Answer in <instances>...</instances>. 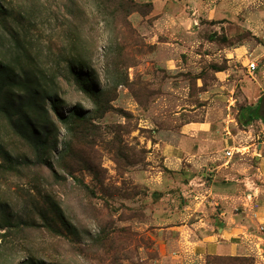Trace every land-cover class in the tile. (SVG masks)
I'll return each instance as SVG.
<instances>
[{
    "label": "rangeland",
    "instance_id": "1",
    "mask_svg": "<svg viewBox=\"0 0 264 264\" xmlns=\"http://www.w3.org/2000/svg\"><path fill=\"white\" fill-rule=\"evenodd\" d=\"M78 1L86 6V14L70 19L65 0H37L38 17L52 25L31 34L39 40L40 61L56 78L50 89L59 94L60 111L68 115L75 109L79 114L70 126L55 115L48 124L55 133L49 137L45 159L53 169L7 161L2 144L16 158L28 155L36 160V151L0 111V164L5 165L0 169V264H27L30 257L39 264H167L163 260L167 237L160 229L174 221L176 207L182 210L178 183L189 171L182 165L176 171L169 168L162 144L177 142L181 123L201 119L207 112L225 118V126L234 119L240 123L239 110L248 106V92L242 86L250 80L264 82V58L253 55L257 68L250 71L248 62L246 66L237 59L230 61L224 50L250 43L256 52L264 51V29L256 30L260 36L242 30L234 41L225 33L201 29L184 41L177 39L178 44H168L154 36L146 6L151 2L135 0L137 8L128 5L116 15L105 8L114 10L117 0ZM31 2L1 0L24 23ZM262 2L248 0V9L260 8ZM239 11L242 17L248 13L247 8ZM72 19L76 27L70 25ZM8 21L0 58L19 70L14 58L25 59L10 36L19 25L12 18ZM68 28L76 31L72 44L97 76V84L90 85L101 90L97 95L83 91L66 70ZM7 94L12 95L9 88ZM255 119L264 122V117L256 116L250 122ZM262 131L264 123L258 125L257 143L263 139ZM52 201L72 229L52 211ZM247 261L211 259L216 264Z\"/></svg>",
    "mask_w": 264,
    "mask_h": 264
},
{
    "label": "crops",
    "instance_id": "2",
    "mask_svg": "<svg viewBox=\"0 0 264 264\" xmlns=\"http://www.w3.org/2000/svg\"><path fill=\"white\" fill-rule=\"evenodd\" d=\"M140 1L153 4L154 36L168 44H178L177 39H188L201 29L229 37L242 30L260 36L257 31L264 29V0L252 10L248 0ZM240 8H247V15L242 17ZM251 48L246 43L226 49L225 57L246 66L255 61L253 55L264 58L260 48V52L252 48L249 55ZM245 83L242 88L249 93L245 103L256 106L264 82ZM224 119L207 112L201 119L184 120L176 131L177 142L162 144L168 167L176 171L182 165L189 171L178 183L184 197L182 210L176 207L174 221L160 229L167 237L163 257L167 264H216L211 259L236 257L248 260L247 264H264V147L255 140L263 120L245 125L234 119V124L225 126ZM236 148L243 154L227 155Z\"/></svg>",
    "mask_w": 264,
    "mask_h": 264
},
{
    "label": "trees",
    "instance_id": "3",
    "mask_svg": "<svg viewBox=\"0 0 264 264\" xmlns=\"http://www.w3.org/2000/svg\"><path fill=\"white\" fill-rule=\"evenodd\" d=\"M30 1L32 2L27 6L26 15L24 16L26 23H24L20 18L14 17V13L5 8L0 0V49L5 47V40L7 38V32L3 28L7 27L9 23L8 20L12 18L14 22L18 23L19 28L13 31V35L10 36L13 38L14 46H16V48L19 47L23 52L22 57L25 59L21 60L14 58L13 63L19 68V70H17L11 62H6L3 58H0V111L7 115L15 132L36 151V160H33V158L28 155H17L16 158L9 150H5L3 144L1 147L7 161L12 165H26L30 167L32 164H35L45 167L48 166L49 169H53V165L48 163V160L45 159V152L48 151L50 143L49 137L52 133H55L49 128L48 124L53 123V117L55 115L63 124L70 126L76 121L79 114L77 110L74 109L70 114L64 115L59 109V94L56 92V89H50L54 87L56 78L50 66L40 61L41 51L37 46L39 40L31 38V34L35 31L43 32V29L46 30L43 28L45 24H52L45 20V18L38 17V11L40 12V10L37 6V0ZM117 1L119 4L116 2L113 3V7L117 5V8L111 11L108 10L109 8H105L106 12L117 15L119 13L117 10H125L128 5L127 8L138 7L135 0H126L125 2L124 0ZM63 5L64 8L68 9L67 16H69V18H78L86 14V6L81 4L78 0H65ZM146 6L150 9L149 12H152L153 4L148 3ZM20 12L21 11H19V13ZM1 18H3V20H1ZM44 20L47 22H44ZM70 25L73 27L77 26L74 24V21L70 23ZM56 27H58L57 24ZM49 30H52V28ZM65 31L67 37L71 39L69 47L64 50H68L65 56L67 72L72 75L75 82L83 91L91 95L99 94L101 92L99 88L94 90L91 88L92 86H90L91 84H97L95 83L97 82V76L94 74V70L84 57V54L81 52L79 53L77 45L73 46L72 44L71 37L72 35L77 37V35L74 34L76 31L72 28H68ZM245 32H248L247 34H252L248 30H245ZM237 36L238 35L229 37V40L234 41ZM21 44L23 47H20ZM27 46L29 48H27ZM63 53L64 52H62L61 55ZM6 88H9L12 95H5ZM255 116L264 117V96L260 97L259 103L256 106L240 108L238 120L241 124L249 123ZM4 168L5 165L0 164V169ZM54 174L56 177L58 176L56 173ZM50 205L55 214L57 213L58 216L60 214L64 227L72 229L71 224L66 222L61 215L59 211L60 206L54 201L50 202ZM7 219H9L8 215ZM27 264H39V262L36 258L30 257ZM40 264L47 263L41 262Z\"/></svg>",
    "mask_w": 264,
    "mask_h": 264
},
{
    "label": "built area",
    "instance_id": "4",
    "mask_svg": "<svg viewBox=\"0 0 264 264\" xmlns=\"http://www.w3.org/2000/svg\"><path fill=\"white\" fill-rule=\"evenodd\" d=\"M256 68H257L256 63L251 62V63L249 64V69H250V70L254 71V70H256ZM263 123H264V122H263ZM262 133H263V139H262V141H261V144H262V146L264 147V131H262ZM235 152H237V153H242L241 148H236V150H234L233 152H232L231 150H228V151H227V155H228V156H232Z\"/></svg>",
    "mask_w": 264,
    "mask_h": 264
}]
</instances>
